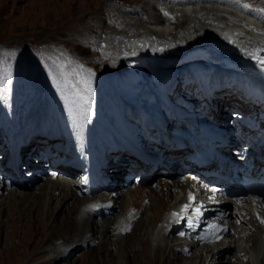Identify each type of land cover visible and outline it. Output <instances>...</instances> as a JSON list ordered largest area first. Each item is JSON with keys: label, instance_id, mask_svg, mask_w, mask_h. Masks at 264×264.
<instances>
[{"label": "bare ground", "instance_id": "1", "mask_svg": "<svg viewBox=\"0 0 264 264\" xmlns=\"http://www.w3.org/2000/svg\"><path fill=\"white\" fill-rule=\"evenodd\" d=\"M214 6L205 5L198 8L196 5L186 4L181 8L175 7V11H172L173 14H186L191 18L188 20L186 27L180 31L178 29L173 31L171 22L180 24L181 17H177L175 21L166 18V20L168 19L167 22L160 24L157 16H153L158 21L151 23L153 28L148 26L150 29L138 28L136 21H129L123 17L121 31L124 34L120 33L124 36L121 37L115 34L106 37L104 49H107V51H112L120 59H143L149 65L152 64L156 70L155 82L152 81L148 72L143 73L142 80L139 83L140 93L138 92L139 95L135 98L138 104L132 109L133 113L139 111L141 103L146 113H154L156 117L161 116L163 118V113L166 109H169L175 118L177 113V118L180 121L179 125H188L190 130L194 132L201 130L203 125L214 127L213 124H207L206 119L198 120L194 116L180 115L183 111L180 108L183 102L180 103L179 98L174 96L175 86L174 89L171 88L167 93L168 88L173 84L174 77H171L172 73L165 69L168 63H165V58L162 60L161 57L164 55H176L181 50L185 51L183 56L179 61H173L175 62L173 65H180V69L185 70L184 72L187 76L185 81L190 87L196 88L199 86L204 88L208 84L214 85L210 95L216 100L217 105L222 102L227 105H233L235 102L234 98L240 92L238 85L241 87L247 80L252 81L253 78L262 77L263 80L252 81V85L254 90L264 86V65L260 63V59L264 58V31L253 30L251 22L244 17L241 18L238 14L233 15L231 11L224 8L225 6L217 5L215 8ZM108 12L110 15L112 14V17H117V13L113 9ZM214 17H218V19L214 20ZM227 23L231 24L226 25ZM135 32H138L139 35L146 33L148 37L139 38L138 36V38H131V40L126 39V34H134ZM172 35H174L175 39L170 41V45L163 43ZM166 45L168 46L166 47ZM52 49L56 50L57 54L55 58L49 59L47 64L49 65L50 63L54 72L58 73V77L60 75H68L70 78L68 90H70V93H76L79 96L77 104L73 105L75 106L73 110L81 139L88 149H91L88 159L99 156L100 150H96V147L107 144L111 132L115 131L118 133V129L123 126L119 120V110L122 106L131 109L129 105L132 104H122L123 100L119 103L111 91L113 89L110 87L109 82L105 83L104 86L94 88L89 85L90 81L86 84L87 79H85L84 73L80 71V67L71 72L73 75L69 74V70H74L73 68H75L72 63H77L66 54H63L64 52L56 48ZM135 51L142 53L139 54V57H135L136 54L130 56L129 53H135ZM207 53L210 54V57L211 55L223 57V54L228 53L245 61L241 63L242 65L238 66L237 64L238 67L236 68H228L224 73H220V77L218 76L216 79L211 78L209 74V80H205V78H208L207 76H199L198 78L194 75L191 67L195 69L199 67L200 64L198 63L203 64ZM62 56L68 57V68H64L58 63L62 61ZM196 61L198 63L195 65L194 62ZM184 62H187L188 66L183 69L181 64ZM160 64L163 66L160 67ZM222 65H216V68L220 69ZM197 70L202 69L199 68ZM76 75H80L84 79L78 83L75 79ZM81 82L86 85L85 88H83ZM237 83L240 84L237 85ZM95 90L100 91L101 94L96 93L102 97L104 96L105 99L97 96ZM249 97L251 95H239V100L250 101ZM86 100L90 102L95 112L102 118L100 125L104 127L103 129L94 124L91 129L89 128L88 118L84 114V110L88 111L85 104ZM259 100V97L252 98L249 108L245 106L243 110L238 111L241 116L248 117L247 122L242 123L237 120L235 123H231L230 125L232 126L230 127L234 130L239 127L243 129L246 124L261 119L259 112L261 104ZM6 101L7 98L5 101L3 98L0 99V121L2 116L4 117ZM195 102H199V100ZM34 109L35 107L30 109L25 104L19 105L14 111L15 115L10 116L12 130L24 129L28 132H34L30 130L29 127L31 126L28 125L37 117ZM206 109L208 111H205V113L215 121L220 122L222 119H228V115L221 114L219 109L215 110L211 107ZM190 111L191 113H198L192 108ZM125 112L128 113V120L132 121L130 117L133 114L128 111ZM173 124L176 129L179 127L176 122ZM178 131H180V128H178ZM246 131L241 136V143L254 142V137L248 136L251 129ZM255 135H258V133ZM32 138L36 139L37 145L30 149V153L41 155L39 151L44 135L36 133ZM180 150V148L173 147L172 152L177 154ZM116 153L118 158L125 160L126 163L133 162L132 155L119 149L116 150ZM38 160L45 161L42 164L44 167L31 173L29 169L32 166V162H25L22 165L21 175H18L15 180H10L12 175L0 171L1 229L7 226L14 228V225L19 224L20 231L23 233L31 225V215L36 217L37 225L39 226L43 224L44 220L42 218H44L49 222V229H52V231L57 229L59 232L63 231L61 235H70L68 240L74 241L73 243L70 242L72 249L83 245L82 247L86 248V251H92L94 247H97L99 254L104 255H100L98 260H95V258L92 263L100 261L102 264H152V259L153 262H156V258L166 252L164 259H160L161 262L169 259L170 261L176 260L177 264H264V222H262L264 220L255 217L252 213L253 207L256 205L264 216V209L259 198L251 195L240 197L236 203L241 211V216L236 213V207L232 206L235 201L232 198H225L222 204L214 207L215 209L212 213L216 214L222 221L227 222L229 224L228 229L220 232L217 237L212 238L213 242L206 239L199 241V238L194 237L191 231L184 226L180 229L179 227H171L166 231L164 230L165 226L173 222V220H170L171 209L176 206L178 199L183 197L186 186L192 185V179L188 176V171L179 177L170 179L169 176H163V170L161 172L156 168L152 171L149 178L152 177L155 171H158L162 178H158L159 175L156 174L155 182L151 183L153 187L151 185L150 187L148 182H146L149 181L148 178H144L147 179L146 183H141V179H139L135 180V183L131 185L134 176L126 173L124 170L125 166L122 165L99 170L93 166L91 167L89 160H87V164L90 166L87 169H83V165L79 163L76 165L71 164L72 167H70L56 158ZM93 162L95 163L96 161ZM52 166L60 169L59 176L49 173V169ZM102 171L105 173L103 176H114L115 179L112 185L105 183V187L99 190L96 177L101 176ZM123 173L127 174L126 179L122 178L121 175ZM26 174L27 176H25ZM43 179L45 180L37 186V183ZM91 182L96 184L92 185ZM145 184L148 186H145ZM35 185L36 188H34ZM7 186L12 187L10 191L7 190ZM13 189H19L20 191L16 194ZM22 189L29 191V193L22 192ZM155 189L158 193H155ZM78 193L79 195H77ZM25 198L28 199L27 206L34 203L32 209L21 208V202L23 203ZM116 204L120 206L119 211H117ZM111 215V219H105ZM240 221L241 223H239ZM137 225L140 235H135L136 237L133 236L131 238V245H125L126 238L131 235ZM78 238L80 239L77 240ZM56 241L59 242L60 240ZM135 242L140 244L138 246L141 249L140 251H142L143 263L138 262L137 258H135L136 256H131L132 258L129 259V254H140L136 245L132 246ZM116 244L121 251L120 254H113V249L116 251L114 247ZM58 247L59 244H49L43 247L40 251L45 254V260L40 264H50V262L61 257L63 254L59 250H62V247H59V250ZM127 248L128 253H125ZM113 256L115 257L112 258ZM227 257H229L228 261L223 260ZM183 258L187 259V261L184 262Z\"/></svg>", "mask_w": 264, "mask_h": 264}, {"label": "rangeland", "instance_id": "2", "mask_svg": "<svg viewBox=\"0 0 264 264\" xmlns=\"http://www.w3.org/2000/svg\"><path fill=\"white\" fill-rule=\"evenodd\" d=\"M190 1L201 2V4H204L205 2V0H0V97L5 101L7 98L6 95H8L9 99V105H5V111L12 110L15 105H17L15 106V109L22 104H25L26 106L28 104L27 107H31L30 109H33L34 107L37 108L36 106H38L42 115L46 112L45 119L49 116H53L54 123L57 124V122H60L58 116L66 113L67 110H70L72 103H74L73 105L77 104L79 100L78 95L70 93V90H68L70 81L69 76L60 75V77H58V73L54 72L50 63L49 65L47 64V62H49L48 60L55 58L57 54V51L52 48H56L59 51L64 52L63 54H66L70 59L78 64L74 63V65L72 63V66L75 68H73L74 70L69 68L71 69L68 72L69 74H71L72 71H75L76 68L80 67V71L84 73V77L87 79L86 84L90 81L89 85L93 88L102 85L104 86L105 83L109 82L110 87L113 89L111 91L113 92L116 100H118L119 103L123 100L122 104H132L129 106L131 109H134L138 104L135 98H137V95L140 93L139 88L138 94H136L134 89L130 91V99L118 96L115 92H123L126 96H128L127 92L129 91L125 87L128 86L129 88L131 83H136L141 78V74L144 72H148L152 81L155 82L156 79L153 80V65H149L148 62L143 59H120L119 56L114 55L112 51L104 49V41L106 40V37L115 34L121 37L124 36L121 34H124V32L121 31V28L123 27V17L129 21H136L138 28L140 27L143 29H150L148 26L152 23L149 21L151 19L158 21L157 19L160 20V18L163 19L166 15H169L165 18L171 19L172 17L171 20L175 21L177 17H181L180 24L175 22V26L171 25V29L173 31L176 29L180 31L182 28L186 27V24L189 22L188 20L191 18L186 14H173L172 11H175V7L181 8L184 5L189 4ZM226 1H229V3L223 1L221 2L227 3V6L233 4L244 11L250 12L259 20L264 21V12L257 11V9H264V0H239L238 3L234 2V0ZM171 3H174V5L172 7H168ZM243 4H248L249 7L253 8H244L242 7ZM216 6L217 5H215L214 8ZM167 7L171 10L170 14H167ZM230 8L233 7L230 6ZM230 8L227 9L232 11V13L234 12V15L236 12ZM110 9H113V11L117 13V17H112V14H109L108 11H111ZM153 16H157V19ZM216 19H218V17L214 20ZM145 34L139 35L138 32H135L134 34H126L127 37H125L127 40H131V38H138V36L139 38L148 37L147 34ZM174 35L167 38V40L163 43L170 45V41L175 39ZM168 45H166V47ZM183 52L185 51L181 50L178 53L180 54L179 56L175 54L173 56H162V60L165 58V63H168L166 65L167 68L165 69L170 72L172 69L173 75H176V95H178L181 99H185V101L190 100L192 97L194 99L195 96L196 99L199 100L195 107L205 108L204 104L207 100L199 97L200 88L195 91V95L191 94L190 98V93L192 92L191 88L194 87L190 88L189 84L185 82L187 77L184 72L185 70H179V68H181L180 65L178 66L179 68L173 66V63L175 64L173 61H179L183 56ZM129 54L130 56L136 54L135 57H139V54L137 53L130 52ZM209 55V53L205 55V64L198 63V61L194 62L195 65L197 63L200 64L199 67L195 69L194 67H191L194 75H196V70L201 68L202 71L205 70L206 72H210L211 78L213 77L216 79L218 76L220 77V73H224V71L228 68H236L239 65H242L241 63L245 61L228 53L223 54V57L220 55H217L216 57L211 55L210 57ZM68 57L62 56V61L58 60V63L64 68H68ZM161 58H159V60H161ZM213 60L215 62L217 61L216 65L224 64L220 69H217ZM145 65L147 69H145ZM181 65H183L184 69L187 68L188 63L184 62ZM162 66L163 65L160 64V67ZM169 66H171V69ZM180 71L184 72H181V75H183V77L185 76L184 81L181 80L183 77L180 75ZM76 77L75 79L78 83L84 79L81 78L80 75H76ZM258 79H262V77L253 78L252 81L255 82ZM141 80L142 78L139 80V83ZM81 84L84 86L83 88H85V84L82 82ZM98 89L100 90V88ZM100 91L95 90V93L97 92L101 94ZM99 94H97V96H101ZM54 96L57 98L56 102L53 98ZM102 98L105 99L104 96ZM19 102L21 103L19 104ZM74 107L75 106L72 108ZM88 107H90L89 112H92L95 114L94 116H96V113L92 109L89 102ZM57 112H59L58 115ZM220 113L226 112H224V110H220ZM91 117L93 116L91 115ZM40 120L42 123H46L45 120L42 121V118ZM99 126L102 129L104 128L100 124ZM60 127V125H57L56 128L59 130ZM46 130L51 131V126ZM48 141L49 146L47 148L50 150H52V148L58 149L64 161L71 163L85 162V156L78 151V149H76L77 145L65 138L61 131H59L58 135ZM156 174L159 175L158 178H162L161 174L158 171H155L152 174V177L148 178L149 181H146L147 179H145L141 183L148 182L150 186L152 182H155V178L157 177L155 176ZM44 180L45 179L37 183V186ZM132 183L133 182L131 181V185ZM145 186L148 185L145 184ZM11 188L12 187L7 186L8 191H10ZM34 188H36V185ZM13 190L16 194L20 191L19 189ZM21 191L29 193V191L27 192L25 189H22ZM155 193H158L156 189ZM77 195H79V193ZM27 201L28 199L25 198L23 203L21 202V208L30 210V208L32 209L34 203L27 206ZM116 207L118 208L117 211H119V204H116ZM111 217L112 215L105 219H111ZM30 219H32L31 225L28 226V229H25L23 233L20 231L19 224L14 225V228L10 226L5 228L3 227V229L0 228V264H40L45 260V254L40 250L49 244H59V247H62V250H59V247L58 250L63 254L61 257H58L56 260L50 262V264H91L95 258V260H98L100 259V255H104L99 254L97 247H94L92 251H86V248L82 247L83 245L76 246L72 249L70 242L73 243L74 241L68 240L70 239V237H68L70 235H61L63 231L59 232L57 229L56 231H52V229H49V222H47L44 218H42V220H44L43 224L41 225L39 223L40 226L37 225V220L34 215H31ZM137 227L138 225L131 235L126 238L127 240L125 241V245H131V238L135 235H140V231L137 230ZM57 238L60 240L59 242L56 241L58 240ZM79 239L80 238L77 240ZM134 245H136L137 251L139 252L141 249L138 245L140 244L135 242L132 246ZM116 246L117 244L114 245L116 251L113 249L114 253H112L120 254L121 251L118 246ZM13 248L15 251H13ZM126 251L125 253H128V248ZM141 252L142 251H140V254L138 255L135 253L134 255L129 254V259L136 256L135 258H137V261L143 263L144 259ZM161 256L156 258V262H153L152 259V264H164V262L165 264H177L176 260L170 261L169 259H165V261H160V259H164L166 252H163V255ZM114 257L115 256L112 258ZM228 258L229 257L223 260L228 261ZM186 261L187 259H184V262ZM188 262L190 263V261ZM98 263L102 264L100 261L92 264Z\"/></svg>", "mask_w": 264, "mask_h": 264}, {"label": "snow or ice", "instance_id": "3", "mask_svg": "<svg viewBox=\"0 0 264 264\" xmlns=\"http://www.w3.org/2000/svg\"><path fill=\"white\" fill-rule=\"evenodd\" d=\"M234 2H237V3H238L239 0H234ZM242 7H244V8H248L249 5H248V4H243ZM257 11L264 12V9H257ZM260 63H261V65H264V58H261V59H260ZM190 198H191V197H190ZM262 222H264V221H262ZM210 228H212V229H218V228H219V225L212 224V225H210ZM223 230L226 231L227 229L225 228V229H223ZM181 235H183V233H181Z\"/></svg>", "mask_w": 264, "mask_h": 264}]
</instances>
